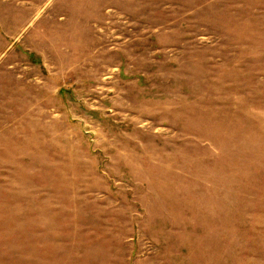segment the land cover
I'll use <instances>...</instances> for the list:
<instances>
[{"label": "rangeland", "instance_id": "obj_1", "mask_svg": "<svg viewBox=\"0 0 264 264\" xmlns=\"http://www.w3.org/2000/svg\"><path fill=\"white\" fill-rule=\"evenodd\" d=\"M0 264H264V0H0Z\"/></svg>", "mask_w": 264, "mask_h": 264}]
</instances>
